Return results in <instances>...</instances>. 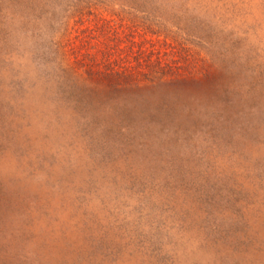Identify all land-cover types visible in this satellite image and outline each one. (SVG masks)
Listing matches in <instances>:
<instances>
[{
  "label": "rangeland",
  "instance_id": "obj_1",
  "mask_svg": "<svg viewBox=\"0 0 264 264\" xmlns=\"http://www.w3.org/2000/svg\"><path fill=\"white\" fill-rule=\"evenodd\" d=\"M63 2L0 0V264H264V0L194 5L223 100L195 87L199 121L142 143L48 80Z\"/></svg>",
  "mask_w": 264,
  "mask_h": 264
},
{
  "label": "trees",
  "instance_id": "obj_2",
  "mask_svg": "<svg viewBox=\"0 0 264 264\" xmlns=\"http://www.w3.org/2000/svg\"><path fill=\"white\" fill-rule=\"evenodd\" d=\"M198 1L64 0L66 12L76 16L62 26L69 31L58 57L46 58L53 69L48 80H56L62 97L89 125L137 143L155 132L177 139L184 120L194 126L203 114L189 105L195 87L208 85L223 100L219 74L211 76L206 62L211 56L195 51L207 46L213 30L194 14ZM153 93L169 104L149 100ZM137 105L148 107L140 111ZM214 116L215 125L216 110Z\"/></svg>",
  "mask_w": 264,
  "mask_h": 264
}]
</instances>
